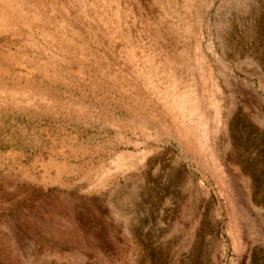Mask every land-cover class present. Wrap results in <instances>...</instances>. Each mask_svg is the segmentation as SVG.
<instances>
[{"label":"rangeland","instance_id":"rangeland-1","mask_svg":"<svg viewBox=\"0 0 264 264\" xmlns=\"http://www.w3.org/2000/svg\"><path fill=\"white\" fill-rule=\"evenodd\" d=\"M15 1L0 264H264V0Z\"/></svg>","mask_w":264,"mask_h":264},{"label":"bare ground","instance_id":"bare-ground-1","mask_svg":"<svg viewBox=\"0 0 264 264\" xmlns=\"http://www.w3.org/2000/svg\"><path fill=\"white\" fill-rule=\"evenodd\" d=\"M24 2V0H23ZM65 2V1H64ZM3 6H6V9H3ZM0 14L3 15L4 11H6V14L9 16V20H2V17H1V26L4 28V27H8V29L11 27H16L17 24L19 25V20H25L27 21L28 25H32L31 21L28 20V17L26 15H23V12L20 11V8L17 6V2L15 0H0ZM82 7V6H81ZM22 13V14H20ZM5 15V13H4ZM6 16V15H5ZM7 17V16H6ZM24 17V18H23ZM6 19V18H5ZM33 19V18H32ZM49 23V22H48ZM42 24H45V21L42 22ZM18 30L20 32V28L17 27V29H14V33H16ZM28 31V30H27ZM17 32V33H19ZM32 35H33V32H32ZM32 40V39H31ZM33 42V41H32ZM31 42V43H32ZM37 43L34 41L32 43V45H36ZM37 48V47H36ZM36 48H32L36 51ZM31 51V49H30ZM1 57V56H0ZM146 74V73H145ZM15 91V90H14ZM16 93V92H14ZM30 99V98H29ZM167 112V111H166ZM173 116V114H171ZM175 117V116H174Z\"/></svg>","mask_w":264,"mask_h":264},{"label":"crops","instance_id":"crops-1","mask_svg":"<svg viewBox=\"0 0 264 264\" xmlns=\"http://www.w3.org/2000/svg\"><path fill=\"white\" fill-rule=\"evenodd\" d=\"M1 79L3 78V76L0 77Z\"/></svg>","mask_w":264,"mask_h":264}]
</instances>
